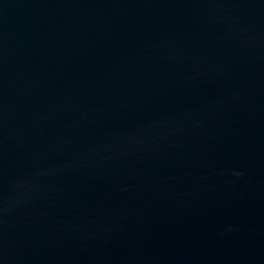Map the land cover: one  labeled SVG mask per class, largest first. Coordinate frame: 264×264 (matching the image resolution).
Masks as SVG:
<instances>
[{"label":"water","instance_id":"95a60500","mask_svg":"<svg viewBox=\"0 0 264 264\" xmlns=\"http://www.w3.org/2000/svg\"><path fill=\"white\" fill-rule=\"evenodd\" d=\"M0 264H264V0H0Z\"/></svg>","mask_w":264,"mask_h":264}]
</instances>
